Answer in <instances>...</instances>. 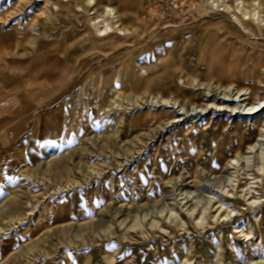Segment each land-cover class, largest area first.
Listing matches in <instances>:
<instances>
[{
  "label": "rangeland",
  "instance_id": "1",
  "mask_svg": "<svg viewBox=\"0 0 264 264\" xmlns=\"http://www.w3.org/2000/svg\"><path fill=\"white\" fill-rule=\"evenodd\" d=\"M18 1L0 0V104L25 99L35 121L0 197V264H264V137L247 149L262 118L135 105L226 84V53L242 61L239 84L263 92L264 70L248 76L264 64V22L243 32L208 0H179L170 23L154 0H49L46 18ZM105 6L128 34L93 31ZM168 111L180 120L153 130ZM238 151L249 155L226 168Z\"/></svg>",
  "mask_w": 264,
  "mask_h": 264
},
{
  "label": "bare ground",
  "instance_id": "2",
  "mask_svg": "<svg viewBox=\"0 0 264 264\" xmlns=\"http://www.w3.org/2000/svg\"><path fill=\"white\" fill-rule=\"evenodd\" d=\"M7 0H5L6 2ZM209 4H211L212 7H222L221 10L231 15L235 23L242 29L243 32H248L249 29L247 26H245L246 23L253 25L257 28H261L262 24L264 22L263 16H262V7L259 1L253 0L251 6L253 7L252 10H247L244 7V2L241 0H234L235 6H231L229 4V0H208ZM49 0H34L33 2L31 0H19L17 2V5L21 10H24L26 8H30L34 6V9L37 11V17H47V8L49 6ZM86 3L89 7L95 6V0H86ZM3 3H0V7H2ZM264 9V8H263ZM95 12H93L94 14ZM91 27L93 31L98 36H104L106 38H109L111 34L118 33L119 35H125L128 34V31H123L120 28V25L118 23V16L115 12V10L111 7L105 6L102 11L97 14L96 20L91 21ZM252 27V26H251ZM254 28V27H253ZM255 29V28H254ZM253 29V30H254ZM255 29V30H256ZM257 31V30H256ZM255 31H253L254 33ZM251 33V32H250ZM24 36L20 35L19 39L23 40ZM225 47H222L221 51L224 50V48H227L230 51H233L230 49L229 46L223 45ZM234 52V51H233ZM210 59L207 60V64L209 69H213V58L215 56L214 52H210ZM220 66L216 68L219 71L216 73L218 76L225 77L228 79L226 84H221L220 82H216L214 80H210L209 82L205 83L206 85L205 90L206 92L202 94H190L185 93L183 95L184 100H179L177 98H165L163 96L159 95H151V94H144L142 97L143 99H146L145 103H141L139 99L136 101L135 105H146L147 107H154V108H163V109H173L175 105L181 108V110L184 109L185 105H198L199 108H205L209 105H216L221 108H230L234 112L237 110L238 112L236 115L244 116V117H261V127H260V133L258 141L255 143L254 146H248L247 149L255 148L258 144L262 142L264 137V91L263 92H254L249 87L241 86L239 84V65L242 64V61L239 60V56H236L235 58L232 56V53L230 55L223 54L222 57H220ZM258 69H251L250 75L248 76V79L253 78L255 81H259L262 75V71L264 70V64H258ZM233 66L234 69L232 68ZM245 72H243L240 76V78H246ZM183 81L180 79V82ZM219 81V80H218ZM184 83V81H183ZM194 83H198V79H194L189 83L187 86L185 85L184 89H195ZM224 83V82H223ZM261 83V82H260ZM185 84V83H184ZM259 84V83H258ZM198 85V84H197ZM215 86L217 89L216 91L220 90V94L218 95H211L212 93V86ZM180 86V85H179ZM201 87V86H200ZM198 89V88H197ZM200 90V89H198ZM215 91V90H214ZM219 92V91H218ZM217 93V92H216ZM195 95L194 99H191L190 96ZM114 105H117V101L114 102ZM197 108V107H196ZM241 111V112H239ZM174 113H176L174 111ZM172 111L166 112L164 115L168 118V122L164 124L161 123L157 125L153 130H160L162 126H167L169 124H174L178 122L180 119H178L175 114ZM260 120V119H259ZM163 128V127H162ZM242 130V129H241ZM154 132V131H153ZM246 151V150H245ZM258 150H256L257 152ZM248 152H236V154L229 158L225 164L226 168H229L231 165L234 166V163L237 159H239V156H244L247 158ZM259 159L261 161L264 160V154H259ZM236 166V165H235ZM234 166V167H235ZM225 168V169H226ZM231 168V167H230ZM229 168V169H230ZM221 198V197H220ZM220 204V203H219ZM222 205V204H221ZM14 208V207H13ZM224 208V207H223ZM220 208V209H223ZM219 209V210H220ZM234 211V209L232 210ZM2 212V211H1ZM3 213V212H2ZM0 213V217L4 214ZM220 213V212H219ZM229 214L226 213L224 217H228ZM217 217L216 215L214 216ZM240 233L244 235L245 238L249 237V233L243 229V227H240ZM217 264V263H216ZM220 264V263H219Z\"/></svg>",
  "mask_w": 264,
  "mask_h": 264
},
{
  "label": "crops",
  "instance_id": "3",
  "mask_svg": "<svg viewBox=\"0 0 264 264\" xmlns=\"http://www.w3.org/2000/svg\"><path fill=\"white\" fill-rule=\"evenodd\" d=\"M34 108L25 99L22 103L11 99L0 104V197L5 182L12 176L15 147L34 124Z\"/></svg>",
  "mask_w": 264,
  "mask_h": 264
},
{
  "label": "built area",
  "instance_id": "4",
  "mask_svg": "<svg viewBox=\"0 0 264 264\" xmlns=\"http://www.w3.org/2000/svg\"><path fill=\"white\" fill-rule=\"evenodd\" d=\"M181 4L179 0H154L153 11L164 23H170L172 12L178 11Z\"/></svg>",
  "mask_w": 264,
  "mask_h": 264
}]
</instances>
